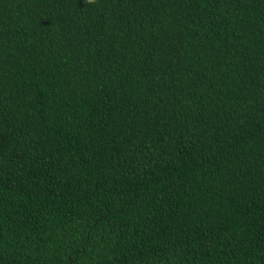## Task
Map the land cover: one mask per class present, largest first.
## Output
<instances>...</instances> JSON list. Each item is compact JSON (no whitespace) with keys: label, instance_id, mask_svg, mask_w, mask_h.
Instances as JSON below:
<instances>
[{"label":"trees","instance_id":"16d2710c","mask_svg":"<svg viewBox=\"0 0 264 264\" xmlns=\"http://www.w3.org/2000/svg\"><path fill=\"white\" fill-rule=\"evenodd\" d=\"M0 264H264V0H0Z\"/></svg>","mask_w":264,"mask_h":264}]
</instances>
